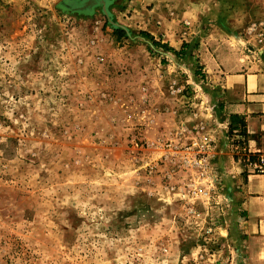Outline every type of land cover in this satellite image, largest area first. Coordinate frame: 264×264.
I'll list each match as a JSON object with an SVG mask.
<instances>
[{
    "label": "rangeland",
    "instance_id": "rangeland-1",
    "mask_svg": "<svg viewBox=\"0 0 264 264\" xmlns=\"http://www.w3.org/2000/svg\"><path fill=\"white\" fill-rule=\"evenodd\" d=\"M79 2L0 0V264H240L226 175L264 167L204 126L264 0Z\"/></svg>",
    "mask_w": 264,
    "mask_h": 264
},
{
    "label": "crops",
    "instance_id": "crops-1",
    "mask_svg": "<svg viewBox=\"0 0 264 264\" xmlns=\"http://www.w3.org/2000/svg\"><path fill=\"white\" fill-rule=\"evenodd\" d=\"M149 34L162 36L168 47L176 49L177 45L172 43L166 32L162 35V32L149 31ZM223 74L224 77L219 82L223 88V98L220 102L224 106L222 110L219 109L220 111L215 110L212 116V121L216 123L218 129H209L206 126L204 129L220 141V150L223 152L220 158L224 160L225 155L234 163L233 155L230 154V141L239 137L235 134L238 129L232 131L234 134L230 141L226 137L227 128L233 117L242 119L246 125L245 147L248 152L260 151L258 136L264 134V64L258 68L253 65L240 66ZM229 174H233L231 175L234 176L233 183L236 184L232 194L235 207L240 212L237 221L238 232L244 239V247H240L242 248L240 264H264V176L248 173L242 180L236 168L229 170L226 175L230 179Z\"/></svg>",
    "mask_w": 264,
    "mask_h": 264
},
{
    "label": "trees",
    "instance_id": "trees-1",
    "mask_svg": "<svg viewBox=\"0 0 264 264\" xmlns=\"http://www.w3.org/2000/svg\"><path fill=\"white\" fill-rule=\"evenodd\" d=\"M147 38L148 35H145ZM154 46H157V44L154 43ZM161 48H164L166 49L167 51H171V52H174L175 54L177 52H175L174 50L170 49L168 46H163L161 45ZM234 119H239L238 117H233ZM239 128L241 131H240V136L243 137V140L242 141H238L235 143V145H238V146H244L246 144V138H247V134H246V130H245V123L242 119H239ZM234 125H231L230 124V127H229V131L230 133L233 131V130H237V127L234 126ZM234 161H237V157L235 156L234 157ZM253 163H256L257 165H259L261 168L264 167V154H261V153H248L247 150H245V153L243 154V164L245 166H247L248 164H253ZM262 170V169H261Z\"/></svg>",
    "mask_w": 264,
    "mask_h": 264
},
{
    "label": "bare ground",
    "instance_id": "bare-ground-1",
    "mask_svg": "<svg viewBox=\"0 0 264 264\" xmlns=\"http://www.w3.org/2000/svg\"><path fill=\"white\" fill-rule=\"evenodd\" d=\"M93 1V0H92ZM88 2V1H87ZM87 2H86V4H87ZM91 2V1H90ZM79 3H82V0H81V2H79ZM83 3H85V2H83ZM77 4H78V2H77ZM72 5V4H71ZM80 5V4H79ZM82 5V4H81ZM80 5V7H83V6H81ZM77 6V5H76ZM91 5H88L87 7H90Z\"/></svg>",
    "mask_w": 264,
    "mask_h": 264
},
{
    "label": "water",
    "instance_id": "water-1",
    "mask_svg": "<svg viewBox=\"0 0 264 264\" xmlns=\"http://www.w3.org/2000/svg\"><path fill=\"white\" fill-rule=\"evenodd\" d=\"M89 9V8H88ZM86 11H87V9H86Z\"/></svg>",
    "mask_w": 264,
    "mask_h": 264
}]
</instances>
